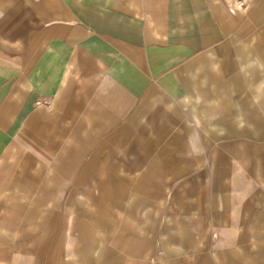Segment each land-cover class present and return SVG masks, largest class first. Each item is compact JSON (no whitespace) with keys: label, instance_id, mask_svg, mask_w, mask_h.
Masks as SVG:
<instances>
[{"label":"crops","instance_id":"0c3cea01","mask_svg":"<svg viewBox=\"0 0 264 264\" xmlns=\"http://www.w3.org/2000/svg\"><path fill=\"white\" fill-rule=\"evenodd\" d=\"M0 264H264V0H0Z\"/></svg>","mask_w":264,"mask_h":264}]
</instances>
